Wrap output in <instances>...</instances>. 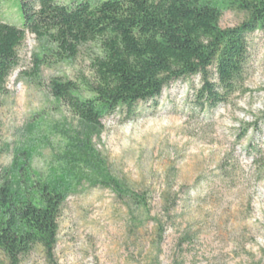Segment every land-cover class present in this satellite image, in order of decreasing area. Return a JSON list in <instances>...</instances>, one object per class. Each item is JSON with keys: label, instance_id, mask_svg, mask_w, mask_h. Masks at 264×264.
<instances>
[{"label": "rangeland", "instance_id": "374dc122", "mask_svg": "<svg viewBox=\"0 0 264 264\" xmlns=\"http://www.w3.org/2000/svg\"><path fill=\"white\" fill-rule=\"evenodd\" d=\"M245 17L227 11L220 26ZM0 21L21 27L18 0H0ZM249 39L250 74L229 103L200 106L197 76L171 83L133 113L103 119L96 150L114 176L147 194L149 205L137 207L101 187L69 196L59 216L57 264H264V31ZM38 51L36 37L27 34L19 65L0 91V137L9 146L0 177L15 150L33 143L40 144L33 165L47 171L65 141L60 128H80L49 83L90 77L96 46L39 69ZM21 264L51 262L37 246Z\"/></svg>", "mask_w": 264, "mask_h": 264}, {"label": "trees", "instance_id": "16d2710c", "mask_svg": "<svg viewBox=\"0 0 264 264\" xmlns=\"http://www.w3.org/2000/svg\"><path fill=\"white\" fill-rule=\"evenodd\" d=\"M18 2L21 27L0 21V91L19 65L27 34L39 42L38 69L70 62L89 44L97 48L90 77L50 80L57 104L80 124L78 130L60 128L65 141L50 168L34 167L40 144L33 143L15 150L12 165L0 177V264H21L37 246L57 264L59 216L69 196L85 186L101 187L137 207L149 205L147 194L114 176L96 150L93 139L102 133L103 119L119 110L133 113L139 102L158 99L171 83L197 76L200 106L229 103L249 77V38L264 31V0ZM227 11L246 17L222 28ZM7 150L0 137V156Z\"/></svg>", "mask_w": 264, "mask_h": 264}]
</instances>
